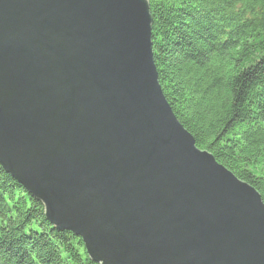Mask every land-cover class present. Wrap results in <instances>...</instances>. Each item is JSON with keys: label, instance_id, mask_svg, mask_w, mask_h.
<instances>
[{"label": "water", "instance_id": "95a60500", "mask_svg": "<svg viewBox=\"0 0 264 264\" xmlns=\"http://www.w3.org/2000/svg\"><path fill=\"white\" fill-rule=\"evenodd\" d=\"M149 0H0V165L99 264H264V201L163 94Z\"/></svg>", "mask_w": 264, "mask_h": 264}, {"label": "trees", "instance_id": "16d2710c", "mask_svg": "<svg viewBox=\"0 0 264 264\" xmlns=\"http://www.w3.org/2000/svg\"><path fill=\"white\" fill-rule=\"evenodd\" d=\"M154 62L174 114L264 201V0H149ZM0 264H99L0 165Z\"/></svg>", "mask_w": 264, "mask_h": 264}, {"label": "bare ground", "instance_id": "6f19581e", "mask_svg": "<svg viewBox=\"0 0 264 264\" xmlns=\"http://www.w3.org/2000/svg\"><path fill=\"white\" fill-rule=\"evenodd\" d=\"M154 55V54H153ZM158 72V71H157ZM158 75H159V73H158ZM160 82V81H159ZM162 89V88H161ZM164 94V93H163ZM165 96V95H164ZM167 100V99H166ZM178 119V118H177ZM180 122V121H179ZM181 123V122H180Z\"/></svg>", "mask_w": 264, "mask_h": 264}]
</instances>
